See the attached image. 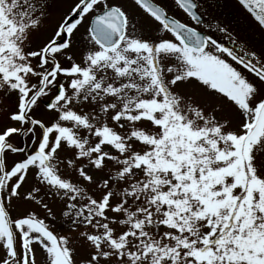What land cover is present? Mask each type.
I'll return each mask as SVG.
<instances>
[{"label": "snow or ice", "instance_id": "snow-or-ice-1", "mask_svg": "<svg viewBox=\"0 0 264 264\" xmlns=\"http://www.w3.org/2000/svg\"><path fill=\"white\" fill-rule=\"evenodd\" d=\"M237 3L239 32L220 0H0V264H264V0Z\"/></svg>", "mask_w": 264, "mask_h": 264}, {"label": "rangeland", "instance_id": "rangeland-1", "mask_svg": "<svg viewBox=\"0 0 264 264\" xmlns=\"http://www.w3.org/2000/svg\"><path fill=\"white\" fill-rule=\"evenodd\" d=\"M170 2V0H169ZM221 7L219 9H214L212 11V17L217 18L220 21H223L224 24L231 23V26L239 32L240 27L246 24V21L242 19L243 13L237 3V0H220ZM173 12H176L181 18L186 19L182 13L179 12L178 9L172 8ZM212 17H205V25L204 28H207L209 24L213 22ZM211 31L219 38L221 41H225L231 43L228 35L223 33L216 32L215 28H212ZM228 40V41H227Z\"/></svg>", "mask_w": 264, "mask_h": 264}, {"label": "flooded vegetation", "instance_id": "flooded-vegetation-1", "mask_svg": "<svg viewBox=\"0 0 264 264\" xmlns=\"http://www.w3.org/2000/svg\"><path fill=\"white\" fill-rule=\"evenodd\" d=\"M190 22V21H189Z\"/></svg>", "mask_w": 264, "mask_h": 264}]
</instances>
